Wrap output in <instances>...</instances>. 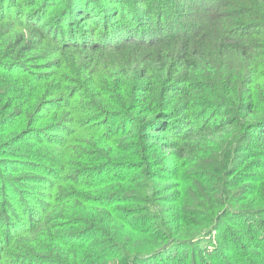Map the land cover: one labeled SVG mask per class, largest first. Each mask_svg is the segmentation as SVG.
Listing matches in <instances>:
<instances>
[{
  "label": "trees",
  "instance_id": "trees-1",
  "mask_svg": "<svg viewBox=\"0 0 264 264\" xmlns=\"http://www.w3.org/2000/svg\"><path fill=\"white\" fill-rule=\"evenodd\" d=\"M0 264H264V0H0Z\"/></svg>",
  "mask_w": 264,
  "mask_h": 264
},
{
  "label": "rangeland",
  "instance_id": "rangeland-1",
  "mask_svg": "<svg viewBox=\"0 0 264 264\" xmlns=\"http://www.w3.org/2000/svg\"><path fill=\"white\" fill-rule=\"evenodd\" d=\"M174 1H177V0H174ZM130 2H133V0H130ZM171 8H172V7H171ZM154 9H156V8L154 7ZM124 10H126V9L123 8V9L121 10V12H124ZM154 12H155V11L151 9V10L149 11V14L154 15ZM164 15H165V13H163V14H162V17H161V20H163V21H164V19L166 18ZM137 19H138V18H134V20H133V21H134V24L136 23ZM26 188H27V187H26ZM30 191L32 192L33 189L30 188Z\"/></svg>",
  "mask_w": 264,
  "mask_h": 264
}]
</instances>
